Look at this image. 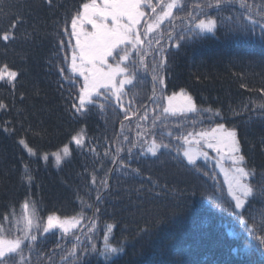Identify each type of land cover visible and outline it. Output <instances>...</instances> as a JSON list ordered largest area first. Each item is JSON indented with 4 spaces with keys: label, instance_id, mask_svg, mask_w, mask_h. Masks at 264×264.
<instances>
[{
    "label": "trees",
    "instance_id": "16d2710c",
    "mask_svg": "<svg viewBox=\"0 0 264 264\" xmlns=\"http://www.w3.org/2000/svg\"><path fill=\"white\" fill-rule=\"evenodd\" d=\"M83 2L86 0H52L51 4L47 0H0V36L5 32L11 35L8 41L0 39V67L7 65L18 73L11 84L7 79L0 81V103L6 106L0 109V226L4 228L9 221H20L23 213L20 208L26 200L24 191H31L24 178L31 174L35 182L32 191L40 193L50 209L67 211L71 208L76 216L83 214L85 219L94 213L99 232L85 227L81 242L88 244L86 238L91 236V243L101 248L106 225H113L110 239L125 249L114 264H259L264 248L247 235L232 215L234 201L227 195L221 167H215V156L198 158L194 168L182 154L176 159L161 161L153 157L154 163H151L152 155L148 154L149 158L143 155L147 165H131L132 169L139 170L137 178L143 186L139 197L125 182L120 191H113L100 201L94 195L86 197L84 192L75 197L69 194L66 185L72 186V177L64 175V171L59 174L60 168H56L52 153L80 128L69 118L70 103H77L79 93L61 87L59 75H71L67 73L71 56L68 61L66 57L62 61V55L72 49L68 42L74 45L75 40L63 29L67 27L70 32V19ZM249 2L261 4L264 0ZM240 11L243 10L239 4L225 8L219 16L216 10L209 9L208 14L218 20L215 34L209 33L187 43L181 41V47H171L168 54L162 53L166 66L159 74L164 82L149 86V99L154 87L160 97L183 90L193 98L198 109L219 110V117L206 111L199 115L186 113L174 119L161 116L155 119L154 126V118L140 116H147L144 104L138 108L126 102L129 116L125 119L124 111L114 115L111 109L118 106L109 103L103 108L105 112L100 119L95 112L87 118L89 156L101 152L104 140L109 148L117 151L121 148L118 146L121 134L131 137V143L137 141L138 132L144 138L151 137L161 121L172 125L168 131L172 135L167 133V139L163 137L171 146L182 143L176 137L187 134V128L182 130L186 125L195 129L202 123L209 130L208 127L223 123L226 128H235L247 167L255 170V178L250 182L256 195L244 215L259 213L264 208L261 195L264 192V109L255 107L253 102L264 103V93L260 91L264 89V44L259 40L258 30L255 36L248 37L232 30V22L225 18ZM173 12L174 17L185 13L175 9ZM178 22L177 19H172L171 23L166 20L160 28L170 31L174 24L178 33ZM61 40L65 42L64 47ZM144 120L150 123L148 130H145L148 126ZM21 139L35 155H30L19 143ZM136 148L141 150L139 146ZM122 153L125 151L119 152ZM45 154L47 161L43 159ZM223 162L225 168L229 167L230 161L225 158ZM64 218L66 215L61 216ZM84 218L80 219L77 230L84 224ZM72 245L70 241L62 249L39 251L46 261L41 263V255L33 254L30 264H60ZM78 264L113 262L85 254Z\"/></svg>",
    "mask_w": 264,
    "mask_h": 264
},
{
    "label": "snow or ice",
    "instance_id": "6c2138e0",
    "mask_svg": "<svg viewBox=\"0 0 264 264\" xmlns=\"http://www.w3.org/2000/svg\"><path fill=\"white\" fill-rule=\"evenodd\" d=\"M51 4L52 0H47ZM239 4L243 11L238 12L234 16L225 19L233 24V31L242 33L245 37L255 36L259 31V40L264 44V3H250L249 0H202V2H194L191 10H187L183 17H174L173 10L185 11L188 7L186 0H86L70 19V32L65 27V34L74 38V45L71 41L68 45L72 48L70 71L73 75L82 78V84L79 89L78 103H73L72 108L77 113L88 110L90 105H96L100 97H103L106 103H111L114 99L120 109L124 111L125 119H128L129 112L125 109L123 98L127 95L125 87L132 85L137 78L138 73L143 70L147 72L151 70L152 80L155 85L157 82L163 84L164 78L159 74L166 66V57L161 55L159 63L155 62V55L165 53L167 50L161 46L153 48V40L150 37L156 29L168 20L180 19V31L175 32V26L167 31V39L173 47H181V41L187 43L193 40L201 39L206 34H215L218 26L217 18L208 14L209 9L216 10L218 16L225 8L233 7ZM15 25H13V28ZM11 38L10 33L5 32L0 39L8 41ZM147 41V47L145 42ZM156 44H160L159 38L155 40ZM62 47L65 46L63 40L60 41ZM153 53V63L151 69L145 62L146 55ZM64 69H61L63 73ZM18 76L16 71L8 69L7 65L0 67V81L7 79L8 83H13ZM242 87H245L242 85ZM264 93V89L260 90ZM154 103H157L155 95V87L153 88ZM167 106L163 107L164 114L176 115L177 113H196L208 112L211 116L219 117V110L198 109L193 98L183 90L180 93H173L166 97ZM131 103V102H129ZM255 107L264 109V103L255 104ZM0 103V109L5 108ZM103 109L105 104H99ZM247 110V105L244 106ZM146 118V117H145ZM155 126V119L153 120ZM139 127V126H138ZM169 136L172 133H168ZM138 139L132 142L127 149L131 155L132 149L139 146L141 155L150 153L156 157L161 149L168 152L173 150V146L168 143L157 142L155 136L151 142L144 139L142 133H137ZM182 141L181 144L175 146L177 155L186 158L188 165L194 168L200 157L208 159V152L203 148L206 146L217 153V166L221 167V171L225 177L227 185V195L234 201V209L241 211H233L232 215L237 218L240 225L243 226L249 237H254L261 248H264V208L259 213H249L245 217L244 211L251 207L252 200L255 199L256 189L250 182L255 178V170L247 167L246 157L241 152L240 141L238 139L235 128H226L225 124L217 123L215 127L200 132H188L186 135L176 137ZM124 140H128L125 136ZM143 140V143L140 141ZM72 141L81 146L84 143L83 131L72 137ZM29 152L35 155L33 149L29 148L26 142L21 139L19 141ZM146 145V147H145ZM123 151L122 148L117 149V154ZM63 157L71 155L68 145L62 149ZM56 158V164L59 165L62 156L59 152L53 153ZM225 158L230 161L229 167L224 168L221 161ZM43 159L47 161L48 155L45 154ZM115 162V161H114ZM121 167H124L123 160L120 161ZM198 170V169H197ZM139 173V170H134ZM29 181L31 176L26 177ZM95 181V178H93ZM106 183V181H102ZM264 196V192L261 193ZM97 199H101L97 196ZM247 206V207H246ZM25 215L22 217L25 227L22 235L10 237L5 234V230L0 226V264H30V259L24 255L25 248L31 252L37 243L38 237L32 232L33 228L39 231L40 225L34 223L35 211L31 216L27 215L29 203L23 204ZM91 207V205H89ZM98 211V209H97ZM257 215L260 219L257 220ZM251 221V223L249 222ZM19 223V222H18ZM80 224L77 217L61 219L55 215L47 217V223L43 227V232L48 233L51 229H60L62 233L68 234L71 230L76 229ZM94 226L90 225L91 231ZM113 225H106V231L103 236V246L97 248V245L91 243L92 237L88 236L89 241L85 244L76 236L73 241L71 250L65 257H62L60 264H69L70 261L78 264L81 257L85 254H95L97 257H103L105 262H113L118 259L120 254L125 251L121 244H113L110 239ZM147 232V229L143 230ZM231 234V233H230ZM25 241L28 243L25 244ZM259 264H264V256L261 257Z\"/></svg>",
    "mask_w": 264,
    "mask_h": 264
},
{
    "label": "clouds",
    "instance_id": "9594fccd",
    "mask_svg": "<svg viewBox=\"0 0 264 264\" xmlns=\"http://www.w3.org/2000/svg\"><path fill=\"white\" fill-rule=\"evenodd\" d=\"M197 2V0H186V3L188 7L185 9L184 12L187 10H191V5ZM199 2H202V0H199ZM185 15H179V17H183ZM177 21H181L180 19H177ZM161 30V28H160ZM167 29L165 30V33H161L157 35L156 37L159 38L160 44H165L167 47V51L165 54L169 53V49L173 46H171V42L167 39ZM151 37V36H150ZM152 38V37H151ZM159 44V45H160ZM158 45L155 43V46ZM72 55V49L68 50L67 52L62 55V61H64V58L66 57L68 61L69 57ZM61 57V56H60ZM63 65V64H61ZM68 74H71L69 76L64 75L65 78H61V75H59V84L61 87H63L67 91L79 93V89H75V86L73 84V78L76 82H78V85L81 86L82 84V78L78 77V75H73L69 70H67ZM76 76V77H74ZM70 87H73V90H70ZM132 91L136 90V88L131 85L130 86ZM135 93V92H134ZM176 93V92H173ZM76 95V94H75ZM153 96V95H152ZM77 97V103H78V96ZM149 98V96H148ZM101 99V97L99 98ZM113 102L115 100L113 99ZM111 101V103H113ZM133 104H135L138 108H140L141 103L144 104V111L147 114L145 116L144 114H140L141 118H154L158 119V117L163 116V113H161L162 108L158 106L157 104H151L152 99L148 100L146 98V95L141 97H135L132 99ZM159 103V101L157 102ZM71 104V103H70ZM154 105L152 108H148L147 105ZM146 106V107H145ZM92 112H95L94 115L100 119V115L104 113L105 111L99 107V104L96 105H90L88 110L82 113H77L74 108H71L69 111V118L70 120L79 125V129L76 131L74 135L77 133H81L83 131V134L86 138H84V143L81 146H77L74 143V148L71 152V155L67 157H63L62 153V160L59 165L56 164V168L59 169V174L61 171H64V175L69 174L71 175L72 179V186H67L69 190V194L72 196H79L82 192L85 193L86 197H90L94 195L95 199L97 201H100L103 197H107L113 193V191H120L122 188V182L127 183L131 186L133 190H136V193L139 197L141 190L143 189V186L141 185L140 181L138 182L137 173L134 171L135 169H132L131 165L137 164V165H147L143 162V155H141V150H138L136 147L132 149L131 155H129L127 149L131 146V137H128V140H124L125 134L119 135V143L118 146H120L125 153L117 154V151H115L113 148L108 147V143H105V140L101 143L102 150L101 152L96 156H89V152L91 151V146L89 143V131H88V125L87 118L89 115L92 114ZM145 121V125L148 126L145 130H148L150 128V123L147 120ZM215 127V126H213ZM212 127H208L210 129ZM169 128L166 127L165 123L161 121V123L152 131L151 137H146L144 139L151 142L153 139V135L155 136L157 142L163 141L164 138L167 139L166 134L168 133ZM73 135V136H74ZM164 137V138H163ZM160 140V141H159ZM72 141V138L63 146L59 147L55 152H58L60 148H63L65 145H68L69 142ZM166 143V141H163ZM141 143H143L141 141ZM204 151L208 152V156H215L217 159V155L214 154L213 150L203 148ZM54 153V152H53ZM52 153V154H53ZM150 154V153H148ZM147 154L148 158L149 155ZM182 154V151L181 153ZM151 155V154H150ZM179 155H177V152L175 151V146H173V150L171 152H168L164 149L160 150V153L155 157L157 161H161L163 159H176ZM55 162L56 158L54 156ZM123 160L124 167H121L120 161ZM115 161V162H114ZM98 163V166L93 168L92 166ZM153 156H152V162ZM152 164L148 165L151 166ZM31 174H28L27 176H30ZM25 176L24 181L28 184V187L31 189V191H24V195L26 197L25 202L31 203L34 201L35 204V219L34 223L39 224L40 228L39 231H37L36 228L32 229V232L37 235L38 240L36 245L34 246V249L29 252L27 248H25L24 255L28 257L29 259L33 254L41 255L39 256L40 262L44 263L46 261L44 254L39 253V251H45V252H51L55 250L57 247H60L61 249L65 246H67L68 242H73L78 236L80 240L82 239V231H84L85 227L94 226L92 229L99 232V222H97V219L94 217V213L91 212L90 215L85 219L83 217V214H78L76 216L74 209L65 211L64 209L62 211H56L54 209H50V207H47L46 201H43V197L40 193H35L33 188L35 186L34 179H31L30 181ZM101 177V181H99L97 178ZM95 178V181L94 179ZM36 181V180H35ZM102 181H106V183H102ZM128 181V182H126ZM97 196H100L101 199H97ZM85 197V196H81ZM85 197V198H86ZM137 197V198H138ZM137 199H135L136 201ZM23 210V213L21 214L19 224L18 221H14L11 223L9 221V224L7 226H4L5 234L10 237H15L22 235V230L25 227V223L22 219V217L26 214L25 210L23 208H20ZM32 211L29 209L27 210V215L31 216ZM49 215H55L61 218L62 215H66L67 218L71 217H78L79 219L84 218L85 222L82 223L79 230L73 229L68 234L62 233L60 229H51L48 233L43 232V227L47 223V217ZM81 222V221H80ZM18 224V225H17ZM97 229V230H96ZM72 232H75L76 236L72 235ZM28 242L25 241V244Z\"/></svg>",
    "mask_w": 264,
    "mask_h": 264
},
{
    "label": "rangeland",
    "instance_id": "374dc122",
    "mask_svg": "<svg viewBox=\"0 0 264 264\" xmlns=\"http://www.w3.org/2000/svg\"><path fill=\"white\" fill-rule=\"evenodd\" d=\"M180 25H181V22L179 23L178 27H180ZM165 30L166 29H164V28H161V31H160V28L159 29H156L152 34H150V36L153 39L154 37H156L157 35L161 34L162 32L165 33ZM145 47H147V41L145 42ZM152 47L153 48H156V49L160 48L159 47V44L155 46V41H153ZM163 47H164V45H163ZM164 48L167 50V47H164ZM153 55H154L153 53L149 52V54L146 55V57H145V62L148 64L149 69H151V66H152V63H153ZM161 55L162 54L155 55V62L156 63H159V61L161 59ZM168 60L170 62V59H168ZM143 72L144 71L141 70L138 73L137 78L133 81V84L132 85L136 88V90H134L135 93L132 91V89H131L130 86H126L125 87V92L127 93V95L123 98L124 105H126V102H127V104L134 105L133 102H132V99H134L135 97L147 95V94L150 93L149 92V90H150L149 86L152 85V87H153L152 72H151V70L147 71L146 72V76H143ZM172 94L173 93H170L167 96H170ZM155 95L157 97V100L159 101V103H157V105L160 106V107H162V110H163V107H166L167 106V100H166V97L167 96L160 97L159 93L156 92V91H155ZM112 102H113V100H112ZM129 102H131V103H129ZM101 103H103L105 105H110L109 103H106L105 102V100L103 99V97H101V99H99V101H98L97 104H101ZM115 103L117 104L116 101L113 102V104H115ZM117 106H118L117 109H111L114 115H117V114L120 113V110L121 109H120V107H119L118 104H117ZM180 115H182V114L177 113L176 115H172L170 113L169 114H164L163 113V116L173 117V119H174V116L178 117ZM196 126H197V128L193 129L190 126H187L186 125L182 130H184V129L187 128L185 130L186 133H188V132H200V131L207 130V127L204 126L202 123H199ZM83 136H84V134H83ZM84 138H86V137L84 136ZM68 146H69L70 151H72L73 148H74V142L73 141L69 142ZM62 149L63 148H60L59 151H58L61 155H62ZM218 159H219V157H218ZM223 161H221V164L225 168V162H223ZM97 166H98V163H95L92 167L95 168ZM215 167L216 168H220V166H217V161L215 163ZM34 208H35V204H34V201H33V202L29 203V210L33 212Z\"/></svg>",
    "mask_w": 264,
    "mask_h": 264
}]
</instances>
